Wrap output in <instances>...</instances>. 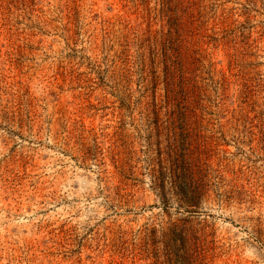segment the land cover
<instances>
[{
  "label": "rangeland",
  "instance_id": "rangeland-1",
  "mask_svg": "<svg viewBox=\"0 0 264 264\" xmlns=\"http://www.w3.org/2000/svg\"><path fill=\"white\" fill-rule=\"evenodd\" d=\"M0 264H264V0H0Z\"/></svg>",
  "mask_w": 264,
  "mask_h": 264
},
{
  "label": "trees",
  "instance_id": "trees-1",
  "mask_svg": "<svg viewBox=\"0 0 264 264\" xmlns=\"http://www.w3.org/2000/svg\"><path fill=\"white\" fill-rule=\"evenodd\" d=\"M167 2H170L171 0H166ZM170 75V69H167L166 76ZM171 76V75H170ZM170 161L172 162V165L170 167H164L163 164L161 165V175H163V179L161 180V186L162 194L166 196L171 192V188H168L167 190V181L174 186L175 188V194L178 197V200L186 205L189 206H196L198 203V200H200L201 190L203 189V185L199 182L197 179L198 176L202 175V167L199 165V163L191 158L188 160L187 165H185L184 169L180 168L178 166V163L176 160H174L173 152H169ZM164 171V172H163ZM174 230H179V234L183 236L190 235L191 229H187L186 226H179L174 225ZM184 238V236H183ZM189 257V253L184 251L181 255L182 262L185 263L184 260Z\"/></svg>",
  "mask_w": 264,
  "mask_h": 264
}]
</instances>
